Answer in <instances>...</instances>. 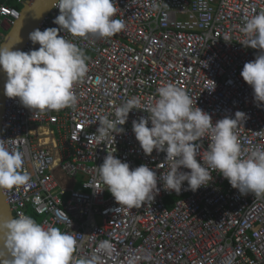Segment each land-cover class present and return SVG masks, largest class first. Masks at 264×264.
Instances as JSON below:
<instances>
[{"label": "built area", "instance_id": "1", "mask_svg": "<svg viewBox=\"0 0 264 264\" xmlns=\"http://www.w3.org/2000/svg\"><path fill=\"white\" fill-rule=\"evenodd\" d=\"M15 1L22 7L29 0ZM116 4L114 18L123 19L125 28L113 37L59 32L88 57V73L73 87L78 97L74 107L33 113L18 98L5 96L0 139L23 154L22 171L30 176L24 185L1 190L13 218L23 213L45 228L73 235L76 258L90 256L100 241L109 240L113 252L101 253L102 264H264V196L241 195L209 169L210 182L195 192L187 181L179 193L166 191L158 180L153 201L115 212L119 205L97 168L112 154L130 168L145 164L157 176L169 170L166 153L154 149L146 155L132 130V121L150 115L142 109L168 83L185 90L213 123L234 118L236 111L246 113L235 129L239 142L244 148L264 146V103L257 106L253 89L241 76L244 64L261 51L241 44L247 38L241 32L244 18L264 10V0ZM58 14L52 6L36 29L59 28L53 23ZM19 16L20 10L0 5V44L3 24L8 30ZM39 47L28 38L21 50ZM133 96L142 109L129 113L121 133L113 131L103 140L90 136L97 132L101 114L115 120V109ZM199 143L204 151L209 140ZM197 160L203 163L200 156ZM79 177L80 190H75Z\"/></svg>", "mask_w": 264, "mask_h": 264}, {"label": "clouds", "instance_id": "2", "mask_svg": "<svg viewBox=\"0 0 264 264\" xmlns=\"http://www.w3.org/2000/svg\"><path fill=\"white\" fill-rule=\"evenodd\" d=\"M53 7L59 9L53 21L59 28H37L29 33L33 45L39 44L38 49L25 52L13 50L10 44H0V71L7 77L5 95L18 98L33 113L74 107L78 101L74 84L88 73L85 52L59 35L61 30L82 38H108L125 28L123 19L114 18L118 12L116 0H55ZM241 32L247 37L241 44L261 50L241 71L260 106L264 103V10L245 17ZM223 39L227 41L228 37ZM157 93L158 98L146 109L133 96L115 109V120L101 114L97 132L90 135L103 140L113 131L121 133L120 126L126 123L129 113L142 109L150 115L132 121L136 140L146 155L154 149L166 153L169 170L160 176L145 164L130 168L129 163L112 154L104 158L97 167L99 179L119 205L115 212L122 206L131 210L153 201L159 192L158 180L164 190L177 193L187 181L188 189L195 192L210 182L209 169L220 173L241 195L264 196V146L244 148L235 134V129L246 120V113L236 111L234 118L225 116L213 123L212 116L193 106L189 94L175 84L163 85ZM205 137L209 140L208 148L200 151L199 141ZM5 141L0 139V190L30 180L22 171L23 154L7 148ZM197 156L203 163L198 162ZM77 247L73 235L57 227L45 228L28 215L0 216V264H102L101 253L111 255L114 248L109 240H103L90 256L76 258Z\"/></svg>", "mask_w": 264, "mask_h": 264}, {"label": "water", "instance_id": "3", "mask_svg": "<svg viewBox=\"0 0 264 264\" xmlns=\"http://www.w3.org/2000/svg\"><path fill=\"white\" fill-rule=\"evenodd\" d=\"M54 2L55 0H29L22 6L19 18L13 22L8 30H6L7 33L1 44H10L13 50H21L26 40L29 38V33L35 30L41 21L46 18ZM6 79V73L0 71V125L6 96L4 90ZM3 197L0 190V216L13 218L5 198L3 199Z\"/></svg>", "mask_w": 264, "mask_h": 264}, {"label": "trees", "instance_id": "4", "mask_svg": "<svg viewBox=\"0 0 264 264\" xmlns=\"http://www.w3.org/2000/svg\"><path fill=\"white\" fill-rule=\"evenodd\" d=\"M0 5H6L8 7H12V8H15L17 10H21V6L17 5L15 0H0ZM76 182H77V185H80L81 178L80 177L77 178Z\"/></svg>", "mask_w": 264, "mask_h": 264}, {"label": "rangeland", "instance_id": "5", "mask_svg": "<svg viewBox=\"0 0 264 264\" xmlns=\"http://www.w3.org/2000/svg\"><path fill=\"white\" fill-rule=\"evenodd\" d=\"M6 33H7L6 30H4V29L1 30L2 38L5 37ZM57 174H58V172H57ZM75 190H80V186L79 185L75 186Z\"/></svg>", "mask_w": 264, "mask_h": 264}, {"label": "crops", "instance_id": "6", "mask_svg": "<svg viewBox=\"0 0 264 264\" xmlns=\"http://www.w3.org/2000/svg\"><path fill=\"white\" fill-rule=\"evenodd\" d=\"M5 28H6V24H3V29L5 30ZM66 183L68 184V186L71 185V182H70V181H67ZM62 184H63V183H62Z\"/></svg>", "mask_w": 264, "mask_h": 264}, {"label": "bare ground", "instance_id": "7", "mask_svg": "<svg viewBox=\"0 0 264 264\" xmlns=\"http://www.w3.org/2000/svg\"><path fill=\"white\" fill-rule=\"evenodd\" d=\"M27 41V40H26ZM3 199H4V197H3Z\"/></svg>", "mask_w": 264, "mask_h": 264}]
</instances>
